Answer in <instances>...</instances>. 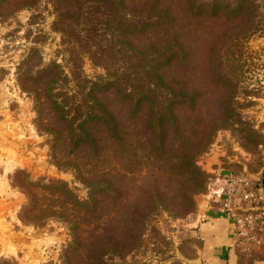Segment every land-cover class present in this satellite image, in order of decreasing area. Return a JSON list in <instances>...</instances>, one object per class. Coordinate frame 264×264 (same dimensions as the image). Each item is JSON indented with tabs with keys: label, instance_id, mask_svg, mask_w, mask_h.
Returning <instances> with one entry per match:
<instances>
[{
	"label": "trees",
	"instance_id": "16d2710c",
	"mask_svg": "<svg viewBox=\"0 0 264 264\" xmlns=\"http://www.w3.org/2000/svg\"><path fill=\"white\" fill-rule=\"evenodd\" d=\"M38 1L0 0V14ZM49 1L70 66L64 102L49 92L50 119L88 186L81 200L67 190L80 220L67 262L112 264L107 256L131 250L154 215L195 208L208 180L197 158L233 120L241 46L263 27L251 0ZM83 57L102 71L85 75Z\"/></svg>",
	"mask_w": 264,
	"mask_h": 264
},
{
	"label": "rangeland",
	"instance_id": "374dc122",
	"mask_svg": "<svg viewBox=\"0 0 264 264\" xmlns=\"http://www.w3.org/2000/svg\"><path fill=\"white\" fill-rule=\"evenodd\" d=\"M218 1L233 5L237 0ZM251 2L263 28L242 43L244 64L233 76L235 115L216 130L207 151L213 142L215 147L223 143L229 155L223 166L258 175L264 172V0ZM54 20L49 0H39L12 17L0 14V189L5 200L14 202L13 221L19 228L18 233H0V264H68L80 220L67 190L79 200L87 197L86 174L66 156L64 128L50 119L54 106L49 92L58 93L64 102V70L70 67L63 34ZM80 63L90 78L102 71L88 57ZM53 69L63 71L56 82L44 76ZM206 188L207 183L196 195ZM191 212L179 217L154 215L131 250L108 255V260L199 264L198 238L185 220Z\"/></svg>",
	"mask_w": 264,
	"mask_h": 264
},
{
	"label": "crops",
	"instance_id": "0c3cea01",
	"mask_svg": "<svg viewBox=\"0 0 264 264\" xmlns=\"http://www.w3.org/2000/svg\"><path fill=\"white\" fill-rule=\"evenodd\" d=\"M235 146L231 145V148L239 150V146ZM226 149L223 143L215 147L213 142L210 151L206 150L197 158L198 165L208 174L207 188L196 195V209L188 214L185 220L198 238L199 264H264V242L250 251L241 250L235 244L234 228L229 214L219 209V195H211V191L218 189L222 184V173L226 168L223 163L229 157ZM1 168L2 166L0 177L3 174ZM240 170L246 171L244 168ZM251 175L260 176L262 179L260 192L264 199V173ZM1 184L3 180L0 178ZM15 210L14 202L5 200L3 190L0 189V233H18L19 228L15 227L16 222L13 221V218L17 217Z\"/></svg>",
	"mask_w": 264,
	"mask_h": 264
},
{
	"label": "built area",
	"instance_id": "2783aa9c",
	"mask_svg": "<svg viewBox=\"0 0 264 264\" xmlns=\"http://www.w3.org/2000/svg\"><path fill=\"white\" fill-rule=\"evenodd\" d=\"M222 174L221 186L213 189L211 195H219V209L227 212L231 218L235 244L243 251H250L264 242L261 187L256 186L254 176L244 170L226 167Z\"/></svg>",
	"mask_w": 264,
	"mask_h": 264
}]
</instances>
